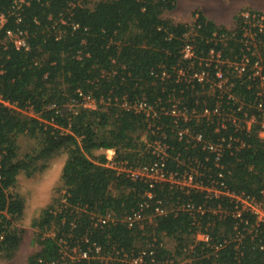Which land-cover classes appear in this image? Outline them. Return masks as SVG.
<instances>
[{
	"label": "trees",
	"instance_id": "1",
	"mask_svg": "<svg viewBox=\"0 0 264 264\" xmlns=\"http://www.w3.org/2000/svg\"><path fill=\"white\" fill-rule=\"evenodd\" d=\"M176 5V0H0L5 17L0 21V95L16 105L0 102L1 258L12 259L23 240L15 224L25 209V199L15 191L20 174L31 177L63 154L59 197L32 222L39 248L27 264H130L131 255L143 252L146 264H181L188 257L185 248L192 247L196 259L185 264H264V223L244 213L235 229L238 220L231 213L222 217L211 210L221 205L233 211L230 198L167 183L155 185L149 198L144 179L132 180L107 165L110 149L119 166L151 164L158 139L169 146L171 169L181 171L190 159H199L206 173L217 175L221 169L204 149L206 142L239 138L244 147L224 148L222 181L236 194L264 198L259 107L264 84L253 74L257 61L264 74V28L242 15L260 12L241 10L229 28L199 9L192 12V23L176 22L167 16ZM9 30L27 32L29 48L10 40ZM187 42L195 47L192 56L183 53ZM244 57L249 63L239 72L235 64ZM219 69L228 79L222 88ZM204 70L208 79L193 77ZM85 96L94 106L84 104ZM140 103L157 116L138 109ZM175 103L189 110L187 122L175 123ZM218 105L225 115L247 113L258 121L249 131L226 116L228 129L217 130L218 118L208 121L201 113ZM21 136L35 141L26 154ZM158 201L179 208L151 216ZM143 202L150 204L145 225L130 226L126 216ZM184 203L206 211L191 215L181 208ZM107 215L114 220L102 224L99 218ZM251 226L252 232L246 228ZM198 232L209 234V246L197 241ZM222 242L219 250L212 248Z\"/></svg>",
	"mask_w": 264,
	"mask_h": 264
},
{
	"label": "built area",
	"instance_id": "2",
	"mask_svg": "<svg viewBox=\"0 0 264 264\" xmlns=\"http://www.w3.org/2000/svg\"><path fill=\"white\" fill-rule=\"evenodd\" d=\"M80 1V0H78ZM245 21L249 20L250 17L254 19V23L258 24L261 28H264V12L260 13H254L253 15L250 14L249 11H245L242 13ZM5 20V17L1 14L0 15V21L3 23ZM27 32L19 31L14 32L9 30L8 31V38L10 40H13L15 42H18L21 46L25 47L26 49L29 48L27 40H26ZM183 53L188 56H192L195 54V47L191 42H187L183 48ZM212 54H215L214 50L211 51ZM218 61L220 59V53L217 55ZM249 63V59L247 57H244L241 62H238L235 64L236 69L239 72L246 71V67ZM262 66L259 64V61H257L253 65V74L254 76L259 75L261 77V82L264 84V74L261 72ZM217 79H218V86L220 88L227 86L228 79L224 76L222 71L219 69L216 73ZM193 77L197 78L199 81H204L208 79L209 73L204 70L201 72H195L193 74ZM84 104L87 106H94L95 101L90 96H85L84 98ZM0 102L4 103L10 107H15L16 105L11 104L9 101H6L3 99L2 95H0ZM259 107L261 108V130H260V136L264 137V105L263 103L259 104ZM138 109H146L147 115L153 113V117H156L157 114L154 113V110L152 107H146L145 103H140L137 106ZM30 113H32V110H29ZM172 114L175 116V123L178 119H184L185 122L189 120V110L187 108H180L177 103L172 105ZM191 114L194 116H197V111L193 110L191 111ZM208 121H214V117L218 118V122L216 124L217 130L219 129H228V126L225 122V119L228 116L229 119L233 118L234 126L242 128V125L247 130L251 131L254 124L257 123L256 116H248L247 113L244 114V117H232V115H228L224 113L218 106H216L214 109H211L210 107L206 106L201 113ZM243 122V123H242ZM185 132L189 133L190 136L197 141L202 140V135H194L190 132L188 128H185ZM180 135H183V132L179 133ZM233 144V145H232ZM155 151L154 154L156 155V160L152 162L151 164H143L138 167H124L119 166V164L115 160L107 159V165L117 169L118 171L125 172L132 180H138V179H144L148 185L149 190L146 192V196L149 198L153 197L151 189L155 187L157 184H164L167 183L171 187L178 186L187 190H204L207 191L212 196H215L217 198L221 196H225L230 198L234 203V210L228 211L224 209L221 205H219L216 209H211L213 212L219 213L222 217L224 214L231 213L237 219L238 221L235 223V229H238L239 223H243L244 220L242 218V215L244 213H250L255 217V220L257 224L263 222L264 223V198L257 199L256 197L245 195V194H236L232 191H229L226 183L222 181L224 178L223 169L224 166L221 165V159L223 157V151L224 148L227 147L228 149L232 150H238L245 146V142L241 141L239 138L234 139L233 137H230L229 140L225 137L219 138L217 141H208L206 142L204 149L208 150L210 153H212L215 157V162L218 167H220V171L217 175H213L212 173H206L208 171L207 167L201 162L199 159H190L189 162H187L184 165V169L179 171L176 169H171L170 166H168V160H169V153L167 149L169 146L161 141H158L156 139L154 141ZM264 193V191H263ZM150 204L147 202H143L140 204V207L137 208L135 211L132 212V215L126 216L125 220L130 226L138 225L139 227H143L145 225L146 221V215H145V208H148ZM178 207H173L172 209L167 208L166 206L162 205L160 201H158L154 213L151 216H160L167 214L170 210L176 211ZM181 208L191 215H196L197 213H204L206 211V208L203 205H195L193 203H184L181 205ZM110 220H114L113 217L110 215H107L106 217L99 218V221L102 224L108 223ZM150 221H152V217L149 218ZM248 223V221H247ZM249 228L248 231H253L254 226L246 227ZM197 241L199 243H203L206 245H210V242L212 241L211 237L207 233L198 232L196 235ZM237 239H240L238 237ZM236 240V239H235ZM227 240H224V243H226ZM212 248L215 250H219L223 246L222 243H218L217 245L211 244ZM193 247L192 248H185L184 255H187L188 257L181 261V264H185L187 262H191L193 259H196L195 255H193ZM73 254H70V257L72 259H75V250H73ZM144 254H138V255H131L132 257H129V263L130 264H146L144 260ZM83 256H86V253L83 254ZM127 256V255H126Z\"/></svg>",
	"mask_w": 264,
	"mask_h": 264
},
{
	"label": "rangeland",
	"instance_id": "3",
	"mask_svg": "<svg viewBox=\"0 0 264 264\" xmlns=\"http://www.w3.org/2000/svg\"><path fill=\"white\" fill-rule=\"evenodd\" d=\"M176 8L167 14L176 22L192 23L193 11L201 10L209 18L218 24L233 27L234 16L241 10H256L264 12V0H176ZM34 139L29 136H21L19 144L21 153L26 154L35 145ZM113 150V149H112ZM107 159L115 160V151H106ZM65 155L52 157L44 169L37 171L31 177L20 174L15 191L25 199L23 215L15 222L16 226L23 230L22 242L16 255L10 259L0 257V264H27L30 254L39 248L36 242V228L32 222L38 218L41 210L52 202L54 197H59L58 188L61 187L62 166Z\"/></svg>",
	"mask_w": 264,
	"mask_h": 264
},
{
	"label": "crops",
	"instance_id": "4",
	"mask_svg": "<svg viewBox=\"0 0 264 264\" xmlns=\"http://www.w3.org/2000/svg\"><path fill=\"white\" fill-rule=\"evenodd\" d=\"M106 151L108 152V151H114V150H111V149H110V150H106ZM106 151H105V152H106Z\"/></svg>",
	"mask_w": 264,
	"mask_h": 264
}]
</instances>
